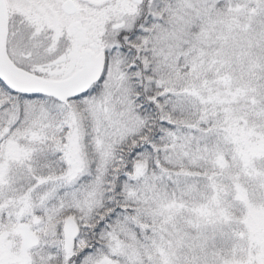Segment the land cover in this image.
I'll return each mask as SVG.
<instances>
[{
	"label": "snow or ice",
	"instance_id": "snow-or-ice-1",
	"mask_svg": "<svg viewBox=\"0 0 264 264\" xmlns=\"http://www.w3.org/2000/svg\"><path fill=\"white\" fill-rule=\"evenodd\" d=\"M0 264H264V0H0Z\"/></svg>",
	"mask_w": 264,
	"mask_h": 264
}]
</instances>
